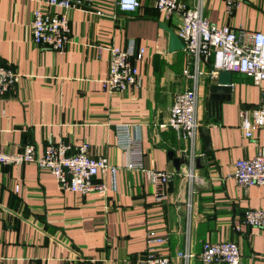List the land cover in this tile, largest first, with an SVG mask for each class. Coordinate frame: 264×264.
<instances>
[{
	"label": "crops",
	"instance_id": "crops-1",
	"mask_svg": "<svg viewBox=\"0 0 264 264\" xmlns=\"http://www.w3.org/2000/svg\"><path fill=\"white\" fill-rule=\"evenodd\" d=\"M139 1L132 12L121 11L116 0L69 9L70 42L58 51L32 41L37 0H0V63L20 75L17 85L0 97V149L13 153L32 143L40 155L49 143L61 141L74 149L88 142L92 156H106L117 167L114 175L98 173L96 179L108 191L97 195L62 189L35 163L1 164L0 264H140L149 253L167 256L173 264H205L203 243L223 240L237 243L240 264H264V227L244 222L247 209L264 208V185L243 188L229 177L237 159L264 152V127L251 138L240 127L241 110L264 99V81L255 85L250 77L232 72L231 99L214 115L205 104L211 79L201 76L197 180L191 181L183 174L187 141L162 125L175 94L192 86L183 74L192 66L184 49L169 51L168 32L161 27L176 32L177 16L167 18L152 0ZM181 1L192 6L196 0ZM224 8V0H204L210 23L264 31V0H239L231 15ZM110 46L133 54L144 49L142 60L135 61L137 87L112 92L103 87ZM118 124L133 125L146 169L171 173L164 199L156 198L145 172L123 167L126 155L114 131ZM169 151L180 159L185 155L178 170ZM185 250L188 260L177 257Z\"/></svg>",
	"mask_w": 264,
	"mask_h": 264
},
{
	"label": "built area",
	"instance_id": "built-area-1",
	"mask_svg": "<svg viewBox=\"0 0 264 264\" xmlns=\"http://www.w3.org/2000/svg\"><path fill=\"white\" fill-rule=\"evenodd\" d=\"M94 0H37L32 10V41L51 50H63L70 42V29L67 11L69 9L91 6ZM239 0H224V11L231 15ZM156 9L169 18H178L177 36L184 44L189 56L183 70L185 77L192 81V86L178 92L169 110L166 124L187 141V167L183 171L191 181L197 180L195 169V143L199 130L197 106L198 87L201 76L215 74L218 71L238 72L250 77L255 85L264 81V31L246 28H232L229 24L210 23L204 15V0H196L188 6L181 0H152ZM121 11L132 12L139 8V0H116ZM96 13H101L96 11ZM109 71L103 80L106 91H125L139 85V73L135 64L142 60L144 49L133 54L127 49L109 47ZM134 57V58H133ZM206 67V70L204 69ZM208 68V69H207ZM20 75L10 65L0 63V97L9 93L18 83ZM3 111L0 113V119ZM240 127L247 138L253 136L257 128L264 127V99L248 110L240 112ZM116 143L126 155L123 167L127 170L145 172L147 178L157 189L156 198H165L163 187L171 178L165 170L148 168L143 164V148L140 137L131 124L115 126ZM2 129L0 127V136ZM90 145L82 142L76 148L61 141L49 143L42 154L38 155L32 143L24 144L19 151L7 153L0 149V165L35 163L40 169L48 170L64 190L73 193H95L105 195L108 186L96 176L100 171H111L114 175L117 167L110 164L106 156H92ZM231 178L239 187L264 185V152L262 150L249 158H239L233 163ZM200 178H198V181ZM113 188L115 182H113ZM192 194V189L190 190ZM189 196L187 206H191ZM244 222L255 227H264V208L247 209ZM190 253L179 251L177 257L188 260ZM200 258L205 264L224 263L240 264L241 253L233 240L205 242ZM140 264H173L167 256L149 253Z\"/></svg>",
	"mask_w": 264,
	"mask_h": 264
},
{
	"label": "water",
	"instance_id": "water-1",
	"mask_svg": "<svg viewBox=\"0 0 264 264\" xmlns=\"http://www.w3.org/2000/svg\"><path fill=\"white\" fill-rule=\"evenodd\" d=\"M161 27L168 32V49L169 51H175L184 49L182 40L177 36L176 32L170 27L161 24ZM232 72L230 71H218L210 76L211 83L208 86L205 104L206 109L216 115L219 111V106L222 102L229 101L231 99L232 90ZM203 142L205 147L209 146V138L207 135L203 136ZM169 159H172L176 170L179 169V163L183 160L185 162V155L183 158L174 157V152H168ZM200 160V158H198Z\"/></svg>",
	"mask_w": 264,
	"mask_h": 264
}]
</instances>
